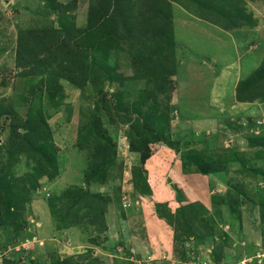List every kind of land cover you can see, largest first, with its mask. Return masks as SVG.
<instances>
[{"label":"rangeland","instance_id":"rangeland-1","mask_svg":"<svg viewBox=\"0 0 264 264\" xmlns=\"http://www.w3.org/2000/svg\"><path fill=\"white\" fill-rule=\"evenodd\" d=\"M264 0H0V264H264Z\"/></svg>","mask_w":264,"mask_h":264},{"label":"built area","instance_id":"built-area-1","mask_svg":"<svg viewBox=\"0 0 264 264\" xmlns=\"http://www.w3.org/2000/svg\"><path fill=\"white\" fill-rule=\"evenodd\" d=\"M263 257H264V256H263ZM248 263H249V262H246V261H245V262H243L242 264H248Z\"/></svg>","mask_w":264,"mask_h":264}]
</instances>
